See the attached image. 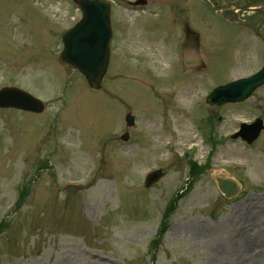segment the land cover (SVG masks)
<instances>
[{
    "label": "rangeland",
    "instance_id": "rangeland-1",
    "mask_svg": "<svg viewBox=\"0 0 264 264\" xmlns=\"http://www.w3.org/2000/svg\"><path fill=\"white\" fill-rule=\"evenodd\" d=\"M68 2L0 0V88L45 104L0 107V264H264V128L252 145L231 138L241 122L264 121V85L242 102H205L258 71L262 47L227 29L213 36L206 21L200 47L184 42L181 22L202 19L166 0L161 15L123 18L94 89L59 62L61 35L81 16ZM168 30L181 50L173 37L163 45ZM217 176L240 191L224 197ZM69 182L84 190L66 193Z\"/></svg>",
    "mask_w": 264,
    "mask_h": 264
},
{
    "label": "water",
    "instance_id": "water-1",
    "mask_svg": "<svg viewBox=\"0 0 264 264\" xmlns=\"http://www.w3.org/2000/svg\"><path fill=\"white\" fill-rule=\"evenodd\" d=\"M82 11V21L73 29L64 32L62 39L64 48L59 56V62L78 69L87 79L92 88H100L103 85V77L107 71L109 60V39L111 36L109 10L95 7V2L88 0L78 1ZM264 83V68L257 74L244 79L235 80L214 88L207 96L210 104H222L245 99L259 85ZM0 107H15L20 109L41 112L44 109L43 102L32 94L14 86L0 89ZM133 116L128 114V125L133 124ZM261 119L253 124L242 125V131H248L247 141L255 139L263 128ZM233 136H237V134ZM128 139V133L122 135ZM163 172L162 169L153 171L147 175L146 186L156 182ZM218 186L223 194L231 197L237 194L240 186L234 178L217 176ZM82 185L69 183L65 190L77 192Z\"/></svg>",
    "mask_w": 264,
    "mask_h": 264
},
{
    "label": "flooded vegetation",
    "instance_id": "flooded-vegetation-1",
    "mask_svg": "<svg viewBox=\"0 0 264 264\" xmlns=\"http://www.w3.org/2000/svg\"><path fill=\"white\" fill-rule=\"evenodd\" d=\"M67 1H70L68 3L74 7L73 9H76L80 12V15H82L77 4L78 0ZM101 1H104L109 6L110 25L113 29V38L110 43L111 51L114 49V40L116 39L117 33L120 31L123 18L124 20L128 21V17L141 14L158 16L161 15L162 10L169 7V5L165 3L166 0ZM169 1L171 3L173 2L170 6L174 8L175 11L178 10L180 13H182L186 12V10H189L190 13H193L194 16H198L202 20L200 21V30L189 20L181 22L184 35L183 37L185 40L181 36H179L177 39L173 32L168 30V32H170L168 35L171 34V36H169V38L162 36L164 46L166 42L170 43L171 38L173 37L176 43L175 45L177 46V50H181L183 48L182 40H184V42L194 41V45H197L196 47H200L202 45L201 40L205 36L201 22L206 21L207 28L210 29L213 36H215V32L218 33V31L221 29H227L233 32L229 35V38L233 41H236L237 38H243L242 44L244 45V48L250 50L252 49L253 51H261L259 48L261 46L262 50H264V0H168V2ZM186 1H189L190 3H186ZM118 12H120V17L118 16ZM121 14H123V17ZM201 14L204 15L203 18H201ZM80 17L76 19L69 27H72L80 19ZM209 18H213V20L216 22L211 24L208 22ZM189 23H191L194 28L191 27ZM133 24L134 23L131 25ZM201 66L203 65L201 64Z\"/></svg>",
    "mask_w": 264,
    "mask_h": 264
}]
</instances>
